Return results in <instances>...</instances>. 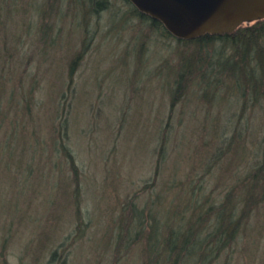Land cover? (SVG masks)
<instances>
[{
    "label": "rangeland",
    "instance_id": "rangeland-1",
    "mask_svg": "<svg viewBox=\"0 0 264 264\" xmlns=\"http://www.w3.org/2000/svg\"><path fill=\"white\" fill-rule=\"evenodd\" d=\"M103 1L0 0V264H143L147 233L118 241L129 202L155 213L158 233L182 211L178 223L201 218L205 234L223 199L241 211L247 189L258 206L208 263L264 264V91L229 69L219 39L203 49L215 66L177 90L196 43L129 0ZM75 189L82 234L67 200Z\"/></svg>",
    "mask_w": 264,
    "mask_h": 264
},
{
    "label": "trees",
    "instance_id": "trees-1",
    "mask_svg": "<svg viewBox=\"0 0 264 264\" xmlns=\"http://www.w3.org/2000/svg\"><path fill=\"white\" fill-rule=\"evenodd\" d=\"M103 4V0H97L95 9L100 8ZM133 9L142 18H150L146 14L141 13L135 6H133ZM151 20L152 24L160 25L167 35L173 36L165 29L161 22L153 19ZM177 39L187 43H196V50H198L197 53H199V56L196 57L198 58L196 61L195 58H192L190 60L192 63L190 65L186 64V68L179 72L177 77V90H183L195 77L206 76L205 74L207 71L203 72V65H205L206 62V64H208L207 69H211L213 66L211 63L212 53L209 52L206 54L203 49H205L206 46L211 47L210 42L213 39H219L229 40V50L226 45V50L229 51V55L222 59L229 65V69H233V67L238 68L240 70L239 78L244 81L250 90L255 89L259 92H261V90L264 91V78L263 75H260V69L264 71V19L254 21L248 26L238 27L233 34L215 35L207 33L194 39ZM203 52L205 53L203 54ZM76 62V57L70 62V77L74 72L73 70L76 66ZM222 64L221 62L218 63L220 70L219 74H221L222 71ZM196 73H198V75H195ZM62 125L63 124H61V126ZM63 148L65 149L64 153L72 173L75 174V178L77 166L74 153L71 152L64 143ZM262 172L263 168L258 167L251 174V177L255 179L258 177L262 178ZM67 197L68 201H74V205L76 204V210L74 211L76 215V226L79 234H82L86 227V221L83 216V211L81 212L79 208L80 194L78 191L76 192L75 189L73 193ZM233 199L230 193L223 199L220 204V210L216 212V220L212 226L213 231L206 232L205 234L198 233L195 226V224H205L201 218L189 224V226L185 223L184 225L178 223L179 217L180 220H182V211L176 212L177 218L175 217L176 221L174 225H172L173 221L171 217L164 219V231L162 230L158 233V219L155 213L153 214L150 210L149 214L147 213V215H144L145 209L134 208V204L131 201L128 206H133L131 208L132 215L122 222L125 224V228L119 233L120 240L118 241H120L123 246L132 244L133 241L135 243L137 240L141 242L143 241L141 236L145 238V233H147L146 239L142 242V252L144 255L143 264H210L208 260H210L214 252L219 251L221 248H226L227 245L236 241V233L239 231L245 214L248 216L253 210L251 207L256 208L258 206V204H254L253 202V195L250 189L242 191L240 194V203L243 206L241 211H238V206L233 207ZM211 205H209V209L207 208L204 213L209 214L213 211L214 208H212ZM187 208L189 209V206ZM199 208L200 207H196V209H194V212H197L196 215L199 214ZM130 218H132V221ZM224 219H226V221ZM83 223L85 226H83ZM122 223L120 227H122ZM127 225H131L130 227L133 230L127 228Z\"/></svg>",
    "mask_w": 264,
    "mask_h": 264
},
{
    "label": "water",
    "instance_id": "water-1",
    "mask_svg": "<svg viewBox=\"0 0 264 264\" xmlns=\"http://www.w3.org/2000/svg\"><path fill=\"white\" fill-rule=\"evenodd\" d=\"M179 39L233 33L264 19V0H129Z\"/></svg>",
    "mask_w": 264,
    "mask_h": 264
},
{
    "label": "flooded vegetation",
    "instance_id": "flooded-vegetation-1",
    "mask_svg": "<svg viewBox=\"0 0 264 264\" xmlns=\"http://www.w3.org/2000/svg\"><path fill=\"white\" fill-rule=\"evenodd\" d=\"M252 24V22L251 23H244V24H242L241 26H248V25H251ZM241 26H239V27H241ZM237 30V29H236ZM235 30V31H236ZM235 31L233 32V33H235ZM233 33H230V34H233Z\"/></svg>",
    "mask_w": 264,
    "mask_h": 264
}]
</instances>
